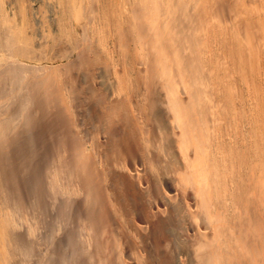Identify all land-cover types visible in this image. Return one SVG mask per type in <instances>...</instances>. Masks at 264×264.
<instances>
[{"label": "bare ground", "instance_id": "6f19581e", "mask_svg": "<svg viewBox=\"0 0 264 264\" xmlns=\"http://www.w3.org/2000/svg\"><path fill=\"white\" fill-rule=\"evenodd\" d=\"M22 1L0 0V264H264V0ZM58 6L108 25L115 77L87 33L50 48Z\"/></svg>", "mask_w": 264, "mask_h": 264}, {"label": "rangeland", "instance_id": "374dc122", "mask_svg": "<svg viewBox=\"0 0 264 264\" xmlns=\"http://www.w3.org/2000/svg\"><path fill=\"white\" fill-rule=\"evenodd\" d=\"M19 2L21 1V0H18ZM26 1H31V0H26ZM32 1H34V0H32ZM23 2H25V0H23L21 3H23ZM85 2L86 3H89V5L91 4V2H92V0H89V2L87 1V0H85ZM26 3V2H25ZM10 7V6H9ZM13 8V7H12ZM36 9V8H35ZM57 9V10H56ZM56 10V11H55ZM61 10V11H60ZM57 11H58V13L60 14V17H62V16H65V15H63L64 14V10L63 9H61V8H59V6L58 7H54V8H52L51 10H49V12H48V14H47V17L49 18V20H51V28H52V34H54L53 36H51V37H49L48 38V40H47V42H49L48 43V45L50 46V48H51V46L53 45L54 46V42H58V43H62V45H64V46H67L68 48H70V46L71 47H76V46H78L79 45V47H83V46H85V48H86V46H87V44L88 43H90V40H87L86 41V39H84L85 37V35L86 34H84V33H87L88 35H89V38L92 40V41H94V46L95 45H99V47H96V49L99 51V52H103V53H105L106 55H107V58H109V59H107V60H105L106 62H107V64H108V66H110L109 67V69L110 70H112L113 69V67L116 69V71H118L120 68H121V66H122V63L120 64L119 63V61L120 62H122V60H119V59H121V57H118L116 54L114 55V53H112L113 55H114V57L115 58H110V57H112V56H110L109 55V53L111 52V39L108 37V36H106V35H108L109 34V32L111 31H109V30H107V29H104L103 27H105L106 28V26H108L107 24H105V23H103V24H100L99 22L96 24L97 26H95V25H92V24H89V25H87L89 22H88V20H86V19H84V20H86V23L85 22H83L82 23V27L81 28H76V27H74L75 25L73 24L74 23V21L72 22L71 20V22L72 23H70V21H68V17L65 19L64 18V21H65V23H64V21H62L63 23H61L60 25H57L58 23V18H60L59 17V14H57ZM54 12V13H53ZM62 12H63V14H62ZM33 14V17H35V22H36V27L38 28V30H37V36H38V38H41V34H42V25H41V23L42 22H40L41 21V14H39V16H37V13H36V11L34 10V12H32ZM50 16V17H49ZM58 16V17H57ZM51 18V19H50ZM53 19H54V21H53ZM17 22H20L19 20L17 21ZM70 23V24H69ZM65 25V26H64ZM69 25L71 26V27H69ZM92 25V26H91ZM102 26L101 28H100V26ZM58 26V27H57ZM60 26H61V28H60ZM64 27V28H63ZM74 27V28H73ZM90 27V28H89ZM92 27H93V30H91L92 29ZM95 28H96V30H95ZM103 28V29H102ZM108 29H111V27L109 28V27H107ZM54 29V30H53ZM63 31H62V30ZM67 29V30H66ZM70 30H72V31H70ZM88 32H87V31ZM100 30H102V31H100ZM105 30V31H104ZM86 31V32H85ZM90 31V32H89ZM40 32V33H39ZM66 32V33H65ZM71 32V33H70ZM74 32V33H73ZM92 32V33H91ZM101 32V33H100ZM112 32V31H111ZM78 33V34H77ZM100 33V34H99ZM105 33H106V35H105ZM73 34H75V35H73ZM81 34V35H80ZM78 35V36H77ZM90 35L92 36V37H90ZM102 35H104L103 36V38L101 37ZM57 36V37H56ZM62 36V37H61ZM106 36V41L107 42H105V37ZM93 37H95L94 38V40H93ZM98 37V38H97ZM60 38V39H59ZM64 38H65V40H64ZM68 40H67V39ZM80 38H82V39H80ZM97 38V39H96ZM54 39H56V41L54 40ZM76 39V40H75ZM79 39V40H78ZM84 39V40H83ZM102 39H104L103 41H104V43H103V41H102ZM73 40V41H72ZM97 40V41H96ZM98 40H101V42H99ZM108 40H109V42H108ZM79 41H81V42H79ZM83 41H86V43H84ZM83 42V43H82ZM101 44V46H100V44ZM77 43H78V45H77ZM85 44V45H84ZM105 44V45H104ZM110 44V45H109ZM103 45V46H102ZM105 46V47H104ZM108 48L107 50H108V52H106L107 50H105L104 48ZM83 49H84V47H83ZM102 50V49H104V51L102 50V51H100V50ZM110 51V52H109ZM106 55L104 56V57H106ZM109 55V56H108ZM103 57V58H104ZM117 57V58H116ZM125 60L124 61H126V62H124V64H128V62H129V57H126V58H124ZM115 63H116V65L117 66H115ZM118 63V64H117ZM105 64V63H104ZM111 64H113V67H111L112 65ZM99 65H101L100 63H99ZM100 67H102V66H100ZM118 67H119V69H118ZM115 69H114V72H113V70L111 71V73L113 72V75H114V77H115V75H116V71H115ZM100 70H101V72H100ZM98 73L99 74H97V82H96V84H95V87H97V90L98 89H103L104 88V85L102 84L104 81L103 80H101V81H99V79L101 78V75H102V69L101 68H99L98 69ZM113 75H112V77H113ZM100 77V78H99ZM97 85V86H96ZM103 87V88H102Z\"/></svg>", "mask_w": 264, "mask_h": 264}]
</instances>
